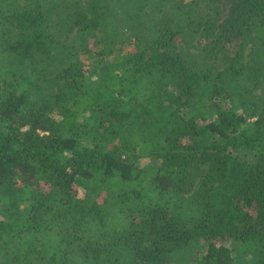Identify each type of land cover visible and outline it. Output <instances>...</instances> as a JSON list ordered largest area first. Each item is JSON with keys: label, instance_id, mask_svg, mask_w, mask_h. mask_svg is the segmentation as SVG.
Here are the masks:
<instances>
[{"label": "trees", "instance_id": "16d2710c", "mask_svg": "<svg viewBox=\"0 0 264 264\" xmlns=\"http://www.w3.org/2000/svg\"><path fill=\"white\" fill-rule=\"evenodd\" d=\"M0 264H264V0H0Z\"/></svg>", "mask_w": 264, "mask_h": 264}, {"label": "rangeland", "instance_id": "374dc122", "mask_svg": "<svg viewBox=\"0 0 264 264\" xmlns=\"http://www.w3.org/2000/svg\"><path fill=\"white\" fill-rule=\"evenodd\" d=\"M124 49L118 50L115 55L119 56ZM144 161H149V160H144ZM77 188V194L80 197H89L90 199H94L96 197V194L92 192L93 190L91 189L93 187V184L91 182H86V181H79L77 185H75ZM235 250H238L235 248Z\"/></svg>", "mask_w": 264, "mask_h": 264}]
</instances>
